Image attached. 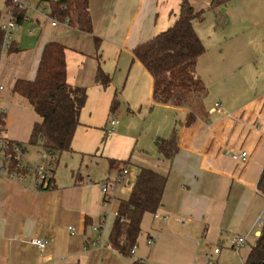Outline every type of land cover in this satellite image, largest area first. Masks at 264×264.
Segmentation results:
<instances>
[{"label": "crops", "instance_id": "obj_1", "mask_svg": "<svg viewBox=\"0 0 264 264\" xmlns=\"http://www.w3.org/2000/svg\"><path fill=\"white\" fill-rule=\"evenodd\" d=\"M182 1L89 0L91 33L63 23L48 24L46 32L47 25L42 27L37 18L38 37H32L29 47L25 41L15 40L12 32L20 51L11 56L7 53L9 72L1 66L5 55L1 59L4 90L9 87L12 91L19 78L36 76L45 43H62L67 49L68 82L85 87L88 94L72 151L67 153L80 159L81 165L85 161L102 163L109 173L96 177L92 169L91 175L83 174L79 166L67 183H60L55 170L58 158L53 187L42 191L0 175V264H210L206 254L212 257V264H221L236 251L233 237L245 235L246 244L256 243L263 226L258 221L262 218L264 222V195L258 188L264 170V0H233L226 5L225 11L238 24L249 22L253 30L248 38L243 31L246 49L240 50L234 65L201 69L202 56L199 58L196 71L209 90L204 100L208 114L191 127L185 123L186 107L154 103L153 77L133 54L136 45L174 23ZM202 1L209 6L212 0ZM194 28L201 38L195 22ZM95 38L100 40V49ZM99 67L112 78L107 86L95 81ZM123 76L126 80L121 86ZM116 94L119 110L112 114ZM217 102L224 113L209 112ZM127 112H139L144 134L134 133L133 124L126 123ZM111 119H117L119 125L108 133ZM178 122L179 153L172 162L165 161L155 142L169 137ZM242 150L249 153V159L240 164L230 152ZM111 160L117 161L113 167ZM142 166L168 173L163 205L157 210L168 220L152 214L147 239L156 237L154 246L138 238L134 256L123 257L109 245L116 218L113 213L120 202L117 192L126 175L139 172ZM125 168L128 173L117 188L115 205L106 210L100 183L117 179ZM113 171L118 174L114 178ZM93 225L101 232L92 230ZM32 237L48 239V248L41 252L28 242ZM215 248L220 251L215 253ZM224 248L232 252L227 254ZM249 250L238 255L241 264Z\"/></svg>", "mask_w": 264, "mask_h": 264}, {"label": "trees", "instance_id": "obj_2", "mask_svg": "<svg viewBox=\"0 0 264 264\" xmlns=\"http://www.w3.org/2000/svg\"><path fill=\"white\" fill-rule=\"evenodd\" d=\"M43 0L39 2L41 5ZM233 0H212L207 9H216V29L223 28L226 22L225 7ZM51 17L60 22L68 21L69 26L91 33L93 19L89 12V0H48ZM7 10L12 7L11 0H6ZM18 23H23L26 10L13 7ZM206 9L197 8L190 0L180 4L178 16L174 23L162 30L148 41L135 46L134 57L143 64L153 77V101L157 104L171 103L174 106L186 107L189 110L186 126L191 127L197 119L207 116L208 110L204 100L209 90L198 75L196 69L199 58L206 52L197 31L195 21L205 19ZM0 12V62L4 32L1 28ZM100 40L95 38L97 48ZM20 51L15 42L7 49L8 55ZM66 47L60 42H47L42 48L36 76L33 79L19 78L15 80L12 93L22 96L39 115L40 120L34 123L28 145L38 150H49L56 155L71 152L73 137L80 125V114L87 101V89L79 85H71L67 79ZM96 83L107 86L112 78L101 67L95 75ZM116 94L111 104V113L119 110L120 99ZM5 115V114H4ZM0 125L5 126V119L0 115ZM179 125L166 138H157L156 147L163 159L172 162L179 153ZM11 153L16 141L8 140ZM117 161L111 160L113 167ZM130 163L129 161L125 162ZM15 169V162L11 163ZM54 174L49 184L52 188ZM168 173L155 168L140 167L130 195L120 200L117 214L111 227L109 245L120 255L130 256L131 250L138 246V238L142 233V222L146 214H154L163 205V196L167 187ZM258 188L264 194V170L259 179ZM256 243L245 254V264H262L264 261V222Z\"/></svg>", "mask_w": 264, "mask_h": 264}, {"label": "rangeland", "instance_id": "obj_3", "mask_svg": "<svg viewBox=\"0 0 264 264\" xmlns=\"http://www.w3.org/2000/svg\"><path fill=\"white\" fill-rule=\"evenodd\" d=\"M39 1L40 0H27V5H29L27 13L30 15L32 20H36L37 18L40 19L42 22V27L47 25L44 30L47 32L49 30L48 24L51 23V19L46 18L45 14H48L49 16L51 15L50 4L48 3V0H43L40 5ZM193 2L197 5V8L203 7L206 9L205 19L203 21H195V27L201 32L203 44L206 46V52L200 58V60L203 61L201 64V69L224 68L234 65L235 61L240 57V50L244 48L246 49V39H244L245 36L243 35V31H246L245 35L248 38V33L253 30V24L246 22V24L242 26V23L239 22L238 24L236 18L232 17V14L225 11L224 14L226 15V22L224 27L216 29V13H219V11H222L223 9H220L219 11L216 9H207L208 5H206V3L202 0H194ZM7 7L6 1L0 0V12L2 14L1 20L3 21L5 19ZM34 23L36 24L35 21ZM33 26L34 24L30 21L26 22L24 27L17 26L13 31L14 39L19 43H21L23 40L26 42V46H31L32 44L29 41L32 39V37H38V32L33 35L28 34V31ZM7 53L8 52H6L1 66L3 71L7 69V72H9L11 69V64L7 66V61L9 60L7 58ZM122 78L121 86L124 85L126 80L125 76ZM0 108L6 112V130L4 128V137L10 141H16L28 145L34 127L33 125L36 121L40 120L36 111L32 109L30 104L22 96L12 93L9 87H6V90L0 92ZM126 116H128L125 120L126 123L133 124V132H142L144 134V127L142 125L143 122L140 119L139 112H136L135 114H129L127 112ZM132 130H129V132L133 134ZM144 137L145 136H143V138ZM141 142L142 141H140V143ZM28 147L34 152L40 148V146L34 147L31 145H28ZM137 149L138 148H136V152ZM58 158L59 163L55 170L56 179L60 183H67L72 176V172L74 170L76 171L79 166L80 170L83 171V174L88 172V174L91 175L92 169H94V174L96 177H101L106 173H109L106 165H102V163L97 165L96 162L90 164L89 162L87 163V161L81 165L80 159L76 160L70 157L67 152L60 153ZM86 165H89L88 168ZM137 173L138 171L134 170L129 175H126L124 182H122V184L119 186L117 192L118 201L125 199L130 195L136 180ZM117 175V172H111L112 178L116 177ZM113 206L111 204L108 205L106 210L113 209ZM153 216L154 215L149 213L145 216L142 223L143 232L139 237V241H147V230H149L148 227H150L153 222ZM251 244L253 245L254 242L251 241L249 244H244L243 248L240 249L241 251L239 250L240 252L233 250L234 254L230 253V255H228L229 257L224 258V261L221 264H241L242 259L238 255H242L249 247H251ZM223 251L227 252L228 254L230 250L228 251L224 248ZM230 252H232V250Z\"/></svg>", "mask_w": 264, "mask_h": 264}, {"label": "built area", "instance_id": "obj_4", "mask_svg": "<svg viewBox=\"0 0 264 264\" xmlns=\"http://www.w3.org/2000/svg\"><path fill=\"white\" fill-rule=\"evenodd\" d=\"M27 0H11L12 7H10L5 14V19L1 23V28L4 32V42L2 46V57L6 54L7 49L13 42V35L12 32L15 30L17 26L20 24L18 23L17 16L13 11L14 6H18L20 10H26V14L23 18V25L26 22L30 21L34 24L32 28L28 31L30 34H35L39 32V26L34 23V20L31 19L30 15L27 13L29 5H27ZM41 1V0H40ZM39 1V2H40ZM46 18L51 19L52 26H55L63 23L68 24V21L60 22L58 19L52 18L48 14H45ZM5 86L0 81V91L4 90ZM215 106L209 110V112H216V113H224V107L219 102L214 104ZM5 112L0 110V115L2 119H5ZM110 127L107 130L108 133H112L115 128L119 125L117 119H111L109 121ZM4 127L0 125V175L6 176L12 180H17L21 183H24L28 189H35V190H46L49 189L50 181L54 174V167L57 161L56 155H54L49 150H37L36 152L29 149L28 145L25 143H15L14 147L12 148L11 153L7 152L9 148L8 139L3 135ZM230 156L236 162L240 164L245 163L249 159V153L246 150L242 151H231ZM15 162V169L11 168V163ZM128 173V169L125 168L123 170V174H121L117 179L111 180L106 179V181L101 182V191H102V199L103 204L105 207L108 205H112L115 199V193L117 191L120 182L123 179V176ZM264 195V194H263ZM113 214L117 217L118 214L115 211ZM106 216H104L105 218ZM156 218H160L164 221L168 220L166 215L161 216L159 213H155ZM185 220L182 221V223ZM263 223V219L260 218L258 221V225ZM69 230L74 235L76 234L77 230L74 227L70 226ZM92 230L100 233L101 229L98 225H93ZM99 241L101 243V237H99ZM156 241V237H149L146 241L149 246H154V242ZM28 242L32 245L34 244L36 247L40 249L41 252H44L48 248V239L32 237L28 240ZM246 236H236L231 239L232 248L236 251H239L244 244H246ZM137 246H135L130 253V256H134ZM220 251L219 248H215L214 252L218 253ZM210 264L213 263L212 257L209 254L205 256Z\"/></svg>", "mask_w": 264, "mask_h": 264}, {"label": "water", "instance_id": "obj_5", "mask_svg": "<svg viewBox=\"0 0 264 264\" xmlns=\"http://www.w3.org/2000/svg\"><path fill=\"white\" fill-rule=\"evenodd\" d=\"M262 264H264V261H263V263Z\"/></svg>", "mask_w": 264, "mask_h": 264}]
</instances>
